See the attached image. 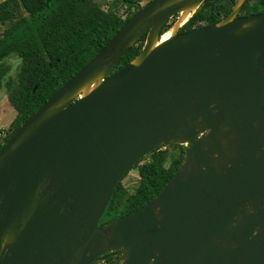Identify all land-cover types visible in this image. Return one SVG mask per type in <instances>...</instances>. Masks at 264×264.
<instances>
[{"label": "water", "instance_id": "water-1", "mask_svg": "<svg viewBox=\"0 0 264 264\" xmlns=\"http://www.w3.org/2000/svg\"><path fill=\"white\" fill-rule=\"evenodd\" d=\"M203 1L140 5L0 148V264H91L111 249L121 264H264V12L239 15L235 0L179 31ZM171 144L187 148L165 186L100 226L126 174Z\"/></svg>", "mask_w": 264, "mask_h": 264}, {"label": "trees", "instance_id": "trees-1", "mask_svg": "<svg viewBox=\"0 0 264 264\" xmlns=\"http://www.w3.org/2000/svg\"><path fill=\"white\" fill-rule=\"evenodd\" d=\"M235 0H204L180 27L186 31L213 24L227 16ZM136 0H115L103 8L96 0H2L0 2V90L16 110L10 131L0 135V148L51 95L117 33L135 13ZM264 12V0H247L239 15ZM171 26L170 19L160 34ZM143 34L108 74L123 67L142 49ZM20 59L13 76L5 59ZM179 145V144H177ZM166 164L167 150L157 148L136 164L139 180L129 194L121 182L116 186L100 220L123 216L154 197L182 163L187 147Z\"/></svg>", "mask_w": 264, "mask_h": 264}, {"label": "rangeland", "instance_id": "rangeland-1", "mask_svg": "<svg viewBox=\"0 0 264 264\" xmlns=\"http://www.w3.org/2000/svg\"><path fill=\"white\" fill-rule=\"evenodd\" d=\"M2 0H0L1 2ZM115 0H96L98 4H100L103 8H107L110 3ZM140 5H144L149 0H136ZM180 14H176L173 18L170 19L171 25L178 20ZM5 25L0 24V32L4 29ZM169 30V29H168ZM167 30V31H168ZM5 62L10 66V74L15 75L18 70V65L20 59L16 56H11L5 59ZM16 115V110L10 105L7 100L6 91L3 87L0 90V134L5 133V131H10L11 128L9 127L10 122L14 119ZM187 147V145H183ZM167 150V160L166 164H169L171 160L177 158L179 153L182 152V146L177 144H171L165 147H160ZM183 161V160H182ZM139 180L138 170L137 167H133L126 176L122 179L121 184L127 190L129 194L133 193Z\"/></svg>", "mask_w": 264, "mask_h": 264}, {"label": "flooded vegetation", "instance_id": "flooded-vegetation-1", "mask_svg": "<svg viewBox=\"0 0 264 264\" xmlns=\"http://www.w3.org/2000/svg\"><path fill=\"white\" fill-rule=\"evenodd\" d=\"M106 222L101 223L99 221V225L103 226ZM121 257L122 254L119 253V250L111 249L109 251H106L98 255L91 264H121L122 263Z\"/></svg>", "mask_w": 264, "mask_h": 264}, {"label": "bare ground", "instance_id": "bare-ground-1", "mask_svg": "<svg viewBox=\"0 0 264 264\" xmlns=\"http://www.w3.org/2000/svg\"><path fill=\"white\" fill-rule=\"evenodd\" d=\"M190 15H191V13H189V12H183V13L181 14V17H180V23H184V22H186V21L189 19ZM175 29H176V26H175V25H174V26H171V27L169 28V30L166 31V32L162 35L161 40H164V39L168 38L169 36H171L172 34H174Z\"/></svg>", "mask_w": 264, "mask_h": 264}, {"label": "built area", "instance_id": "built-area-1", "mask_svg": "<svg viewBox=\"0 0 264 264\" xmlns=\"http://www.w3.org/2000/svg\"><path fill=\"white\" fill-rule=\"evenodd\" d=\"M0 135H3V134H0Z\"/></svg>", "mask_w": 264, "mask_h": 264}]
</instances>
